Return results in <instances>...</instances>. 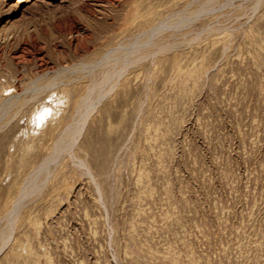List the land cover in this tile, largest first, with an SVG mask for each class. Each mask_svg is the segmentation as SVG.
<instances>
[{
    "label": "rangeland",
    "instance_id": "1",
    "mask_svg": "<svg viewBox=\"0 0 264 264\" xmlns=\"http://www.w3.org/2000/svg\"><path fill=\"white\" fill-rule=\"evenodd\" d=\"M0 264H264V0H0Z\"/></svg>",
    "mask_w": 264,
    "mask_h": 264
}]
</instances>
